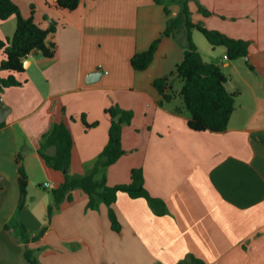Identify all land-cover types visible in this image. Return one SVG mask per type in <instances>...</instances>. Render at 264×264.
<instances>
[{
  "label": "crops",
  "instance_id": "1",
  "mask_svg": "<svg viewBox=\"0 0 264 264\" xmlns=\"http://www.w3.org/2000/svg\"><path fill=\"white\" fill-rule=\"evenodd\" d=\"M13 1L25 17L34 11L41 27L56 24L49 40L56 43L57 52L53 58L29 55L26 71L16 74L22 85L0 90V105L10 110L0 123L4 124L0 127V264H25L26 240L39 235L47 223L51 226L39 241L51 239L56 250L52 264H96V248L115 250L116 260L128 264H180L190 255L205 264H264V0H212L213 7L205 6L221 16L250 19L245 30L239 29L240 35L226 34L251 43L247 62L259 90L246 83L247 89L238 92L240 99L247 92L245 102L236 105L224 133L192 131L183 103L173 105L176 99L164 107L158 104L161 97L154 81L174 72L186 49L184 31L177 40L165 36V4L169 3L171 17H177L178 3L84 0L78 9L68 11L58 8L57 0ZM195 3H189L191 14L200 10ZM173 8H178V15ZM16 25L14 17L0 21V39L12 37ZM205 27L214 29L210 23ZM160 37L152 64L136 71L132 57ZM221 53L224 59L225 47ZM3 60L0 50V65ZM224 61L228 67L230 63ZM114 105L133 111L134 118L123 129L126 154L107 170L108 185L129 183L132 169L142 168L146 188L165 202L169 213L157 216L145 199L119 193L114 208L122 231L116 233L108 207L101 203L88 209V195L77 189L73 200L61 203L47 222L54 196L45 191V184L54 190L65 174L49 168L40 156L42 136L57 123L68 125L74 139L70 174L82 177L108 142L111 117L105 110ZM176 108L181 114L174 112ZM82 114L98 126L86 130ZM47 153L52 155L55 149ZM21 166L29 177L24 207ZM10 223L25 231L7 230ZM39 241L29 246L41 264H50L49 255L35 247ZM64 244L77 250L65 249Z\"/></svg>",
  "mask_w": 264,
  "mask_h": 264
},
{
  "label": "trees",
  "instance_id": "2",
  "mask_svg": "<svg viewBox=\"0 0 264 264\" xmlns=\"http://www.w3.org/2000/svg\"><path fill=\"white\" fill-rule=\"evenodd\" d=\"M84 0H57L60 9L75 11ZM191 0H171L178 3L181 13L177 17H171L169 3L165 4V14L168 18L165 36L174 37L184 31L186 33V49L183 61L174 72L156 79L154 87L160 95L159 106L164 107L177 98L183 103L182 109L189 114L188 126L194 132L224 133L236 109L238 92H230L226 84L228 78L221 65L204 60L198 46L193 41L192 31L197 30L204 35L213 47H225L227 60L247 58L251 43L246 40L228 36L221 31L209 29L199 23L193 22L189 3ZM157 4H164L163 0H155ZM33 10V9H32ZM200 13L206 17L212 15L208 10L200 8ZM25 17L19 6L13 0H0V21L16 18V31L12 37L0 39V50L3 51L4 60L0 65V90L9 87L21 86L16 74L26 71L24 62L33 53H41L44 57L53 58L57 52V45L49 38L56 33V24L45 29L35 22L34 16ZM162 37L156 39L148 50L136 53L131 59V65L136 71L146 70L153 62L155 54L161 44ZM250 69L253 67L247 62ZM8 74L4 76V74ZM174 80H179L180 90H174ZM111 117V125L108 131V142L100 153L90 171L82 176L75 177L70 174L74 139L71 129L64 122L55 124L42 136L39 154L47 166L55 171L65 174V180L60 187L54 189V203L48 207V221L53 213L64 201H72L73 191L80 189L88 195L87 208L95 210L99 204L104 203L108 207L111 229L121 233L122 225L118 220L115 204L119 193H126L133 199H145L157 216H165L169 210L165 202L153 197L145 186V174L142 168H133L129 183L109 186L107 170L116 164L126 151L122 145L123 129L133 122L134 112L125 110L119 105H114L105 110ZM181 114V108L174 110ZM75 120L74 117H71ZM80 121L86 130L98 126V122L89 123L86 114L80 116ZM4 124H0L2 127ZM49 148H54L55 153H47ZM21 157L18 161L21 162ZM29 177L23 166L19 168L20 204L24 207ZM11 227L6 225V229ZM24 230L23 226H18ZM15 228V226H14ZM47 227L43 228L39 235L26 240L23 253L25 264H41L35 255V251L29 246L31 242L39 241L44 237ZM191 262L205 264L202 260L190 255L180 264Z\"/></svg>",
  "mask_w": 264,
  "mask_h": 264
},
{
  "label": "rangeland",
  "instance_id": "3",
  "mask_svg": "<svg viewBox=\"0 0 264 264\" xmlns=\"http://www.w3.org/2000/svg\"><path fill=\"white\" fill-rule=\"evenodd\" d=\"M197 3L196 6L198 8L201 9H206L205 6L207 7H213L211 5L212 0H196ZM209 5V6H208ZM173 10L175 11L174 13L176 15H178L179 13L178 8H173ZM207 10V9H206ZM209 11V10H208ZM212 13L211 16L206 17L203 14L200 13V11H198L197 14H192L191 18L193 21H196L197 23L205 26L208 25V23H210V25L212 27H214V30H222L225 32H235V35H240L239 29L242 28L243 30H245L250 22L249 18H244V16H235L237 18H232V17H227L224 15H219L213 11H210ZM178 13V14H177ZM200 13V14H199ZM248 16V15H247ZM210 29V28H209ZM222 32V33H224ZM243 32V31H241ZM247 32V31H244ZM192 37H193V41L195 42V44L198 46V48L201 49V52L203 54V56L205 57V59H208V61H213L214 63H217L219 65L222 66L223 71L225 73V75L228 78V87L229 89H231L233 92H243L247 89L246 87V83H250L252 84L255 89L256 87V82L258 81L256 75H255V71H252L248 64H247V58H240L234 61L231 60H225L228 61L230 63V65L228 67H225L223 60L221 57H223V53L219 54L220 50H222V47H213L208 41L207 39L204 37V35L202 33H200L197 30H193L192 31ZM203 42V43H201ZM204 44V46H203ZM220 55V56H219ZM224 61V62H225ZM181 87L180 82L175 81L174 82V90L177 91V89H179ZM257 90H259L257 88ZM247 93V92H246ZM244 94V96L240 99L239 97H237L236 99V105L239 106L241 103L245 102V98L247 94ZM182 101H176L173 103L174 106L179 105V103ZM46 192H48V194H53V190L51 188H47L45 190ZM49 222V221H47ZM11 227L10 229H19V225L15 224V223H10L9 224ZM15 226V228H14ZM51 226V224H45L43 226V228L47 227V229ZM40 230H38L39 232ZM42 231V230H41ZM40 231V232H41ZM33 234H35V232H33ZM123 238L127 237V232L123 231L122 234ZM49 240L51 241V239L49 238ZM50 241H46L45 240H41L36 244V248L41 247L42 249V253H44V255H49V259H48V263L52 264L53 263V255L56 253L55 251V247L52 246V243ZM73 247V248H72ZM64 248L68 249L70 251H76L77 248L76 246H69L67 244H64ZM94 250V257H96V264H128L126 262H124L123 259H119V261L116 260L117 255H115V250H111V252H106L105 249L101 248V249H93ZM87 254L89 251L86 250L85 251ZM123 258V257H122ZM186 260V259H185ZM191 263V262H190ZM94 264V263H93ZM136 264V263H135ZM186 264V263H185Z\"/></svg>",
  "mask_w": 264,
  "mask_h": 264
},
{
  "label": "water",
  "instance_id": "4",
  "mask_svg": "<svg viewBox=\"0 0 264 264\" xmlns=\"http://www.w3.org/2000/svg\"><path fill=\"white\" fill-rule=\"evenodd\" d=\"M94 75L98 76V74H94ZM9 111H10L9 109L4 108L3 106L0 105V123H3L5 121L6 116L9 113Z\"/></svg>",
  "mask_w": 264,
  "mask_h": 264
},
{
  "label": "built area",
  "instance_id": "5",
  "mask_svg": "<svg viewBox=\"0 0 264 264\" xmlns=\"http://www.w3.org/2000/svg\"><path fill=\"white\" fill-rule=\"evenodd\" d=\"M224 60H227V56H224ZM45 187H46V188H50L51 186H50L49 183H46V184H45Z\"/></svg>",
  "mask_w": 264,
  "mask_h": 264
}]
</instances>
